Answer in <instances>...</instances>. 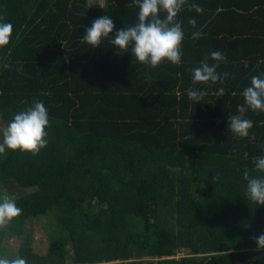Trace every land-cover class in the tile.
Returning <instances> with one entry per match:
<instances>
[{"label": "trees", "instance_id": "obj_1", "mask_svg": "<svg viewBox=\"0 0 264 264\" xmlns=\"http://www.w3.org/2000/svg\"><path fill=\"white\" fill-rule=\"evenodd\" d=\"M188 3L204 11L185 5L178 14L181 63L152 69L107 39L98 48L82 42L98 17L113 20L110 36L136 23L133 0H105L103 7L0 0V17L13 25L0 48V124L34 99L50 118L39 154H0V197L23 209L0 227V256L27 264H264V249L251 239L264 232V205L244 196L243 180L245 170L264 176L252 163L264 155V112L245 113L254 124L249 138L227 124L251 77L264 73V0ZM212 51L225 55L217 71L230 75L193 85L189 69ZM190 87L207 92L201 103L188 99ZM221 87L226 93L217 97ZM42 217L56 218L65 233L47 254L36 253L26 235L18 255L5 254V237H21L29 220Z\"/></svg>", "mask_w": 264, "mask_h": 264}, {"label": "clouds", "instance_id": "obj_2", "mask_svg": "<svg viewBox=\"0 0 264 264\" xmlns=\"http://www.w3.org/2000/svg\"><path fill=\"white\" fill-rule=\"evenodd\" d=\"M103 7L102 2H98ZM138 7L137 22L122 27L115 31V24L110 16H101L94 19L90 27L85 29L82 42L91 47L98 48L107 39L119 52H130L141 64L152 69L157 68L165 61L173 65L181 63V45L184 40L182 21L178 20V14L187 5L189 10L202 13L204 9L196 3H188V0H133ZM165 13L164 17L160 13ZM188 23L196 28V20L189 19ZM13 25L4 22L0 17V48L7 46L12 37ZM202 29L194 31L192 38L202 36ZM209 59L214 63H209ZM222 62H226L225 55L220 51H212L210 57L206 56L199 66L190 68L192 84H216L223 82L230 74L219 73L217 69ZM4 68H10V64L4 63ZM22 71V65L16 69ZM147 76V74H146ZM150 78V77H149ZM226 93L225 88H219L214 95L222 97ZM2 95V93H0ZM207 92L195 87L187 89L188 99L196 104L201 103ZM242 96L244 103L237 106V115L227 118L228 130L240 138H249L253 121L245 117V113L251 109L253 112H264V73L251 77L250 86L246 87ZM50 126L48 109L43 101L34 99L31 105L14 114L10 122L2 129V142H0V154L6 150L21 151L39 154L40 150L48 144L46 129ZM255 140V135L250 137ZM248 153H244L247 159ZM254 170L264 173V155L253 157ZM214 181L219 177L214 176ZM246 181L244 196L252 203L264 205V176L250 175L248 170L243 173ZM23 209L18 207L14 199L8 195L0 197V227L7 225L12 219L19 217ZM251 239L256 244L257 251L264 249V232L253 235ZM0 264H27L26 259L16 256L9 258L0 256Z\"/></svg>", "mask_w": 264, "mask_h": 264}, {"label": "rangeland", "instance_id": "obj_3", "mask_svg": "<svg viewBox=\"0 0 264 264\" xmlns=\"http://www.w3.org/2000/svg\"><path fill=\"white\" fill-rule=\"evenodd\" d=\"M92 2L98 3L102 2V0H99L97 2L95 0H92ZM4 127L5 126L3 124H0V142H2V129ZM143 228L144 227L140 225L139 230L141 231L143 230ZM62 234L65 235V233H62L60 227L57 225L56 218L53 219V217H42L40 219H31L25 226L24 232L21 237L17 236L16 233L7 235L5 237L4 252L5 254H11L12 256L18 255L20 243L25 242L26 236H30V244L33 250L40 255H45L48 252L47 250L50 241L54 240L55 238L61 237ZM183 255L184 253H180L176 256V258L180 259ZM67 264H73L70 258L68 259Z\"/></svg>", "mask_w": 264, "mask_h": 264}, {"label": "crops", "instance_id": "obj_4", "mask_svg": "<svg viewBox=\"0 0 264 264\" xmlns=\"http://www.w3.org/2000/svg\"><path fill=\"white\" fill-rule=\"evenodd\" d=\"M96 2L99 1V0H95ZM105 0H102V3H104ZM95 4H98V3H95Z\"/></svg>", "mask_w": 264, "mask_h": 264}]
</instances>
